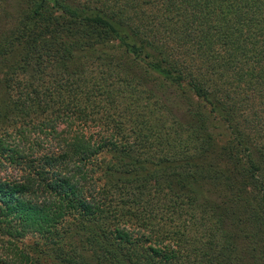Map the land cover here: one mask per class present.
Returning <instances> with one entry per match:
<instances>
[{
	"label": "trees",
	"instance_id": "16d2710c",
	"mask_svg": "<svg viewBox=\"0 0 264 264\" xmlns=\"http://www.w3.org/2000/svg\"><path fill=\"white\" fill-rule=\"evenodd\" d=\"M0 264H264V0H0Z\"/></svg>",
	"mask_w": 264,
	"mask_h": 264
},
{
	"label": "rangeland",
	"instance_id": "374dc122",
	"mask_svg": "<svg viewBox=\"0 0 264 264\" xmlns=\"http://www.w3.org/2000/svg\"><path fill=\"white\" fill-rule=\"evenodd\" d=\"M76 128H78V126L76 124H73L71 122H62L58 127H57V135L60 138H68V135H73L77 130ZM85 137H87V135L89 137H91L92 141L97 139L95 137V133H96V129L95 128H87V129H83L81 132Z\"/></svg>",
	"mask_w": 264,
	"mask_h": 264
}]
</instances>
